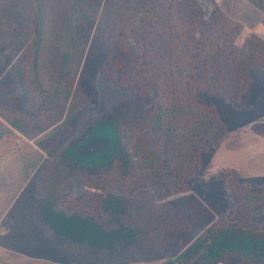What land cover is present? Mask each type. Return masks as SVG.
Here are the masks:
<instances>
[{
	"label": "rangeland",
	"instance_id": "374dc122",
	"mask_svg": "<svg viewBox=\"0 0 264 264\" xmlns=\"http://www.w3.org/2000/svg\"><path fill=\"white\" fill-rule=\"evenodd\" d=\"M246 34L264 39V12L248 0H214ZM116 0H0V264H160L207 226L241 219L264 227V207L242 206L241 189L264 185V74L252 69L238 108L204 97L227 135L203 156L190 193L156 204L147 190L104 191L100 214L68 212L64 192L113 159L132 158L117 140L111 157L81 166L67 153L95 126L140 123L150 95L137 97L99 74ZM46 16L37 90L27 68L32 8ZM63 56L66 63L63 64ZM219 264H259L227 263Z\"/></svg>",
	"mask_w": 264,
	"mask_h": 264
},
{
	"label": "trees",
	"instance_id": "16d2710c",
	"mask_svg": "<svg viewBox=\"0 0 264 264\" xmlns=\"http://www.w3.org/2000/svg\"><path fill=\"white\" fill-rule=\"evenodd\" d=\"M248 1L264 12V0ZM114 4L111 43L99 74L137 97L150 95V103L140 123L125 120L118 126L117 140L129 152L131 167L122 172L116 158L105 172L86 167L80 189L61 195L60 207L92 216L100 214L105 190L121 195L147 190L158 205L188 195L204 154L227 135L226 123L204 97L219 96L238 108L251 70L264 74V39L246 34L214 0ZM34 12L33 7L26 64L37 90L49 97L38 77L46 16ZM62 60L65 64L66 57ZM235 197L248 209L264 207V185L244 187ZM221 262L264 264V227L241 219L221 221L160 264Z\"/></svg>",
	"mask_w": 264,
	"mask_h": 264
},
{
	"label": "water",
	"instance_id": "95a60500",
	"mask_svg": "<svg viewBox=\"0 0 264 264\" xmlns=\"http://www.w3.org/2000/svg\"><path fill=\"white\" fill-rule=\"evenodd\" d=\"M117 129L112 125L95 126L79 142L66 149V153L81 166L107 160L113 153Z\"/></svg>",
	"mask_w": 264,
	"mask_h": 264
}]
</instances>
